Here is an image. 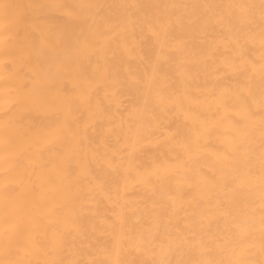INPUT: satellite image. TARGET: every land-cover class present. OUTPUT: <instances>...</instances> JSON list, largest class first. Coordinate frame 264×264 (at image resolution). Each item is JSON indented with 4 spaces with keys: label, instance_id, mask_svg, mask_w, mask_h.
Listing matches in <instances>:
<instances>
[{
    "label": "bare ground",
    "instance_id": "obj_1",
    "mask_svg": "<svg viewBox=\"0 0 264 264\" xmlns=\"http://www.w3.org/2000/svg\"><path fill=\"white\" fill-rule=\"evenodd\" d=\"M7 2L24 7L0 33V259L7 231L33 262L69 252L158 260L177 229L227 239L233 216L255 217L259 259L260 133L249 138L242 120L235 125L238 101L221 92L236 86L244 59L254 62L258 95L260 0ZM36 4L94 7L75 19L64 8L28 7ZM230 4L255 5L254 21ZM249 30L255 41L236 46ZM85 35L97 44L91 57L81 53ZM210 45L214 64L204 59ZM225 61L232 66L213 71ZM205 81L217 84L215 95ZM146 101L156 119L138 137ZM250 140L253 174L241 167L235 191L214 185L221 170L231 172L224 154L239 144L231 155H242ZM124 234L154 236L152 250L137 252Z\"/></svg>",
    "mask_w": 264,
    "mask_h": 264
},
{
    "label": "snow or ice",
    "instance_id": "obj_2",
    "mask_svg": "<svg viewBox=\"0 0 264 264\" xmlns=\"http://www.w3.org/2000/svg\"><path fill=\"white\" fill-rule=\"evenodd\" d=\"M24 7L22 5L7 2V0H0V33H10L19 21V10ZM28 7L41 8H64L68 10V14L75 19H80L81 14L79 10L94 7L93 5H62V4H48V5H29ZM224 7L228 9L238 10L239 15L246 17L248 23L251 24L255 17L251 11L255 5L248 4H230ZM260 17H259V42L262 50L259 63V85L258 95L255 85V65L254 62L241 59L238 66L234 68V76L238 77L237 84L234 88H226L221 92L222 97L234 96L238 101L236 111L240 114V119L235 121V125L239 128L241 120L244 122L245 135L251 138L256 128L259 129V164H260V211H259V259L254 258V249L256 247L257 239L255 235V217L248 220L241 221L233 216L231 226L228 229L227 239H205L199 236L196 231L190 230L188 234H182L183 230L177 229V234L172 242H169L165 247L161 244V252L165 258L158 260H144L140 262H128V264H264V0H260ZM232 15H236L233 12ZM86 19V18H85ZM230 23V22H229ZM154 27V25H150ZM162 28L163 25L161 24ZM256 39V34L251 32L237 36L235 45L244 48L246 45L253 43ZM96 41L90 39L88 35L84 36L82 42L81 53L87 57H91L96 50ZM210 51L205 55L206 63L214 64L215 52ZM229 61H225L224 65L216 66L213 71L220 72L227 67H231ZM134 74L129 71V76ZM204 90L210 95H215L217 92V84H209L205 81ZM185 93L177 94V101L173 106L179 104V98L185 96ZM143 125L137 129L136 135L142 137L144 131L149 130L151 121L156 119L153 108L149 106L148 102L142 109ZM5 150L10 147V142L5 141ZM240 145H234L230 152H226L223 160L230 166L231 172L221 170L218 176L212 178V183H220L224 188L235 191L239 185L237 183L239 170L241 167L246 168L247 174H253L252 156L254 148L250 146L244 150L242 155H231V153H239ZM112 162H116L115 156L112 157ZM227 215V213H225ZM6 223L14 224V219L11 216L6 217ZM6 239L3 246L5 259H0V264H126L122 260L105 261L95 258L86 259L83 256L87 253H82L81 256H76L75 253L69 252L65 257H61L54 261H35L21 258V253L24 252V246L16 241L13 235L6 231ZM121 242L125 240L134 247L137 252L151 251L147 247L155 239L154 236L145 238L141 236H133L124 234L120 238ZM86 247H94V245H87ZM63 251V246L61 247ZM106 251V250H105ZM222 253H230L234 258H217ZM175 258H171L172 256ZM16 257V258H12Z\"/></svg>",
    "mask_w": 264,
    "mask_h": 264
}]
</instances>
